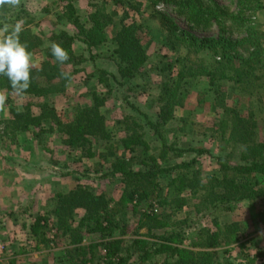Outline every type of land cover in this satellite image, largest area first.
Segmentation results:
<instances>
[{"label":"trees","instance_id":"1","mask_svg":"<svg viewBox=\"0 0 264 264\" xmlns=\"http://www.w3.org/2000/svg\"><path fill=\"white\" fill-rule=\"evenodd\" d=\"M67 1L51 0L41 8L49 14L48 7L64 4L58 20H64L67 26L55 25L47 37L33 32L31 25L36 17L22 3L18 9H0V27L23 19L21 42H27V50L33 55L43 52L40 63L31 71V85L23 96L28 103L18 109L7 99L9 118L0 122V136L29 132L32 128L40 134L56 132L69 151H81V157L87 160L97 157L99 164L104 162L102 170L97 164L94 171L79 170L82 174L75 168L64 173L55 171L61 179L78 177L67 192L53 195L56 205L51 212L52 238L44 236L49 218L43 215L34 220L31 234L40 231L45 245L60 240L58 234L68 239L63 257L56 260L58 264H234L233 259L238 256L244 260L251 258V262L263 260L264 249L255 247L251 254L253 240L242 236L240 223L220 222L235 206L252 211L264 204V141L259 138L260 120L256 115L263 113L264 101L259 92L260 88L264 90V31L256 18L264 7L263 0H235L234 9L213 0H144L151 11L148 17L158 23L161 47L168 51L149 66L150 42L143 38L137 21L127 22L125 11L114 20L107 3L94 0L88 4L92 9L86 19L81 20ZM112 1L126 11L136 10L135 0ZM158 3L173 7L185 20L202 29L216 26L218 38H199L185 32L155 10ZM115 24L110 33L109 27ZM224 34L232 37L225 38ZM53 42L68 52L69 60L64 64L51 54ZM107 43L114 45L116 73L96 67L90 75L95 87L89 94L91 104H76L62 120L47 99L64 93L76 73L72 68L87 62L93 64L97 49ZM74 45L80 46L81 52L74 51ZM61 73H68V77ZM143 77L151 79L158 88L148 110L128 94L129 88H124L126 80ZM199 77L206 79L214 96L211 109L217 114L213 124L215 136L219 148L228 150L223 159L201 146H180L175 134L186 130L176 131L168 126L176 119V110L189 102L190 88L198 84ZM0 91L14 94L4 76H0ZM110 95L114 99L119 97L123 110H128L124 120L117 122L120 137L109 129L100 111ZM201 102L200 99L198 104ZM246 103L250 105H246L244 114ZM180 120L188 122L185 118ZM44 124L49 125L47 129ZM189 126L197 124L189 122ZM148 136L159 145V157L149 154L150 146L144 140ZM139 156L140 166L135 168L133 164ZM202 156L216 161L220 177L201 176ZM233 156L237 162L231 164L229 159ZM83 178L115 180L121 186L118 197L93 192ZM186 208L188 212L180 217ZM129 212L131 219L147 227L146 234L127 235ZM192 214L200 216L193 219ZM116 215L120 220H115ZM259 221L264 223V214ZM117 229L122 230L118 236ZM89 236L97 238L88 239ZM25 252L21 249L4 264H20L18 257ZM240 261L238 264H251Z\"/></svg>","mask_w":264,"mask_h":264},{"label":"rangeland","instance_id":"2","mask_svg":"<svg viewBox=\"0 0 264 264\" xmlns=\"http://www.w3.org/2000/svg\"><path fill=\"white\" fill-rule=\"evenodd\" d=\"M50 1L51 0H21L22 5L28 8L31 13H34L33 16L36 17L35 22L31 25L33 32L43 34L45 37L49 35V32L55 27V25L56 27L67 26L64 20H58L61 15V8H63L62 6H64V4L56 6L51 5V8L48 7V11H50L49 14L46 13V9H41L44 5L47 6L46 4ZM93 1L94 0H68L67 2H71L76 15L81 20H84L86 19L85 16H87L92 9L88 4ZM99 1L107 3L108 10L115 16L114 20L120 18L125 11L128 14L127 22H130L131 20L138 22L141 27L143 38H146V41L150 42L147 49V64L148 66L156 64L160 57L166 53L167 49L161 47V35L158 23L154 19L148 17V14L151 12L148 4L144 0H135L136 10L127 9L126 11L119 6H116L112 0ZM213 1L220 6H230L234 9L235 0ZM154 8L171 19L180 29L195 37L218 38V35L220 34L216 26L202 29L201 26L199 27L189 23L171 6H165L158 3ZM256 18L262 25V30L264 31V7L257 13ZM115 26L116 24L109 27L108 30L110 33L111 31L113 33ZM223 37L231 38L232 36L230 37L229 35L224 34ZM233 38H235V36ZM113 48V44L107 43L97 49V58L93 64L87 62L77 65L75 68L71 67L76 70V73H73V80L67 85L66 91L64 93L52 95L47 99L48 104L53 106L56 111L61 114L62 120L70 114V111H72V108L76 104H80L81 106H88L91 104L89 94L93 92L95 87L90 75L96 67L110 73H116L117 66L112 59ZM73 49L76 52H81V48L78 45H74ZM42 56L43 52H38L33 55L35 67L40 63ZM262 58L264 59V53ZM198 80V84L192 85L190 88L188 97L189 102L186 101L184 108L176 110V119H173L168 126L176 131L178 128H184L186 130V133L177 132L175 134L179 139L180 143L178 144L180 146L186 144L193 147L201 146L204 149H207L212 156L223 159L228 154V150H221L219 148V143L215 136L216 134L213 124L217 120V114L211 109L214 96L209 92L206 79L199 77ZM156 85L157 84L148 77H143L141 79L136 78L133 80H126L124 88H129L130 90L128 94L133 95L136 98L135 101L137 100L142 107L148 110L152 107V100L158 92ZM259 92H262L264 95V90L261 88ZM200 99L202 102L198 104ZM8 100L16 105L18 109H21V106L24 103H28L25 97H17L15 94H9ZM232 101L234 100H230L229 102ZM244 101L245 100H243V102ZM246 105L248 106L250 104L246 103L244 105V108L242 109L243 113H246ZM261 107H263V113H260V116L256 113L258 120H260L259 128L257 130L259 138L264 141V101ZM100 111L105 115L108 127L114 135L117 137L122 136V133L120 134L117 131L119 128L117 122L124 120L123 115L125 112L128 113V110H123V103L122 101L120 102L119 97L115 99L112 95L107 97L106 103L100 108ZM8 118L9 112L7 107H5L4 111H0V122ZM180 118H185L188 122L184 124L181 122ZM189 122H195L197 126H189ZM44 125L46 129L49 126H46L47 124ZM0 128L2 127L0 126ZM144 131L147 133L146 128ZM61 139V136L56 132L40 134L38 129L33 128L30 129L29 132H16L14 134L0 136V240L4 246V249L0 252V264H4L5 261H7V258L20 252L21 249L26 252L18 257V263L20 264H58L56 261L57 258L61 256L63 257L64 255V249L67 246L68 239H62L60 234H58V237L61 238L60 240H57V242L55 240V242L45 245L41 241L40 231L39 234L32 235L30 227L36 218L43 215L49 218L48 229L46 228L44 230V236L51 239L54 234V231H49L54 222L51 212L56 205L53 201V195L58 192H67L73 187V185H75L74 180L78 177L75 176L74 178L70 177L61 179V176L58 174L56 175L55 171L59 172L61 170V172L64 173L73 168L78 171H82L83 169L94 171L98 166L97 164L101 161L97 157L94 160H87L84 157H81V151H69L62 143ZM144 140L148 142V145L150 146L149 154L159 157L156 152V150L159 149L157 142L153 141L149 136L145 137ZM98 146L100 147V145ZM144 157L146 158V156ZM190 157L191 156H187L186 158ZM78 159H81V162H78ZM229 160H231V164L237 162L235 156ZM135 161L133 167H139L141 157H137ZM199 161V171L202 177L221 176L219 173V167L214 159L202 156ZM160 162L162 164V161ZM99 165V168L102 170V168H104V162ZM63 167H66V169H61ZM82 173H84V171H82ZM83 179L85 180V178ZM85 183L93 190V192H103L108 198L109 195L112 196V194L117 198L118 191L121 189V186L115 180H85ZM162 184H164V182H162ZM186 212H188L187 208L184 209L179 216H185ZM263 214L264 204H262V206L259 205L252 211L238 205L233 207L230 212L225 213V216L221 218L220 222L226 224L232 222L240 223L239 229L240 231L243 229L244 232L242 236L253 240V245L250 247L251 254H253L255 247L257 250L264 249V223L259 221ZM80 215L81 212H78L77 216ZM131 215V213L128 214V218ZM199 216L200 215L195 217L192 214L191 218L194 219ZM115 220H120L119 215L115 216ZM203 224L210 227L208 222H204ZM128 226L130 232L127 235L129 236H135L134 233L139 237L146 234L147 227L140 226V222L138 223L134 218L131 219L130 217ZM121 232V229H117L115 233L118 236ZM129 236H127V238H129ZM242 236H240V238ZM96 238L97 237L95 236H89L88 239ZM235 246L236 245L233 247ZM235 252L237 253L238 249H235ZM239 261L245 263L251 262V258L244 260L238 256V259H233L234 264H238ZM94 264H97V262ZM251 264H264V258L261 261L251 262Z\"/></svg>","mask_w":264,"mask_h":264},{"label":"clouds","instance_id":"3","mask_svg":"<svg viewBox=\"0 0 264 264\" xmlns=\"http://www.w3.org/2000/svg\"><path fill=\"white\" fill-rule=\"evenodd\" d=\"M21 0H0V9L5 7L18 9ZM23 19L14 25L4 23L0 27V76L10 82V88L17 97H23L31 85V71L35 67L33 54L27 50V42H21L20 34L24 30ZM51 54L56 61L64 64L69 60L68 52L58 43L50 44ZM64 78L68 73H61ZM8 93L0 91V111H4Z\"/></svg>","mask_w":264,"mask_h":264},{"label":"built area","instance_id":"4","mask_svg":"<svg viewBox=\"0 0 264 264\" xmlns=\"http://www.w3.org/2000/svg\"><path fill=\"white\" fill-rule=\"evenodd\" d=\"M3 249H4V246H3V244H2V242H1V240H0V252H1Z\"/></svg>","mask_w":264,"mask_h":264}]
</instances>
